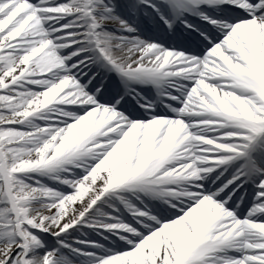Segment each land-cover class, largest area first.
I'll return each instance as SVG.
<instances>
[{"label":"snow or ice","instance_id":"snow-or-ice-1","mask_svg":"<svg viewBox=\"0 0 264 264\" xmlns=\"http://www.w3.org/2000/svg\"><path fill=\"white\" fill-rule=\"evenodd\" d=\"M0 264H264V0H0Z\"/></svg>","mask_w":264,"mask_h":264}]
</instances>
